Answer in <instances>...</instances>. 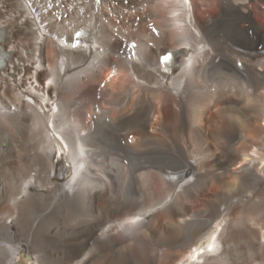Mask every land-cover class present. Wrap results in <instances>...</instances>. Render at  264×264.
I'll return each mask as SVG.
<instances>
[{"label": "bare ground", "instance_id": "1", "mask_svg": "<svg viewBox=\"0 0 264 264\" xmlns=\"http://www.w3.org/2000/svg\"><path fill=\"white\" fill-rule=\"evenodd\" d=\"M190 5L0 0V264H264V0Z\"/></svg>", "mask_w": 264, "mask_h": 264}, {"label": "snow or ice", "instance_id": "2", "mask_svg": "<svg viewBox=\"0 0 264 264\" xmlns=\"http://www.w3.org/2000/svg\"><path fill=\"white\" fill-rule=\"evenodd\" d=\"M74 47H76V45H74ZM167 58H168L167 56L164 57L165 60H167Z\"/></svg>", "mask_w": 264, "mask_h": 264}, {"label": "rangeland", "instance_id": "3", "mask_svg": "<svg viewBox=\"0 0 264 264\" xmlns=\"http://www.w3.org/2000/svg\"><path fill=\"white\" fill-rule=\"evenodd\" d=\"M237 66H239V64Z\"/></svg>", "mask_w": 264, "mask_h": 264}]
</instances>
